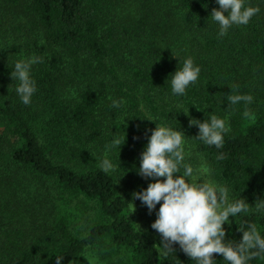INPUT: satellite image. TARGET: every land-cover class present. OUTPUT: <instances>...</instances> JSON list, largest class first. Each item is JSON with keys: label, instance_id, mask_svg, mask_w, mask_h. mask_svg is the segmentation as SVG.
I'll list each match as a JSON object with an SVG mask.
<instances>
[{"label": "trees", "instance_id": "1", "mask_svg": "<svg viewBox=\"0 0 264 264\" xmlns=\"http://www.w3.org/2000/svg\"><path fill=\"white\" fill-rule=\"evenodd\" d=\"M245 6L260 12L220 37L216 0H0V264H74L89 250L104 264H197L179 244L164 256L151 228L160 205L143 225L130 205L156 182L138 172L157 125L185 133L194 176L204 168L229 203L250 205L229 217L224 242L242 241L249 224L264 238V0ZM31 57L42 62L24 105L11 73ZM189 57L201 72L178 96L172 75ZM230 94L254 99L232 105ZM212 115L230 127L219 149L189 127Z\"/></svg>", "mask_w": 264, "mask_h": 264}, {"label": "clouds", "instance_id": "2", "mask_svg": "<svg viewBox=\"0 0 264 264\" xmlns=\"http://www.w3.org/2000/svg\"><path fill=\"white\" fill-rule=\"evenodd\" d=\"M219 10L213 9L211 18L220 26L218 35H227L233 25H248L251 18L259 14V7L245 6V0H216ZM227 12L226 16L224 13ZM42 62L40 58L31 57L16 62L11 77L19 81L16 88L22 103L29 105L31 98L37 91L36 83L31 79L32 65ZM201 69L194 65L191 57L187 58L182 68L172 75L171 87L175 95L183 96L189 85L199 79ZM251 95H228L227 100L235 105L241 101L246 104L253 102ZM122 102L113 101V107H120ZM189 114V109L184 113ZM245 117L250 115L246 110ZM157 125V124H156ZM198 126L199 134L194 139L217 149L223 147L224 134L230 131L225 119L212 115L210 120L190 118L189 127ZM188 139L183 131L168 126L157 125L148 140V144L141 155L138 174L144 178H154L146 190L133 193V203L139 199L149 213L160 205L157 219L151 225L161 236V247L164 256L174 252L173 245L179 244L180 249L197 264H215L213 254H220L228 264H248L254 258L264 259V238L260 235L255 224H249L243 233L242 241L225 243L226 231L224 225L230 224L229 217H236L240 213H248L250 205L244 199H237L229 203L227 187L215 182H198L194 177V169L185 160L184 145ZM193 139V138H192ZM126 139H114L113 145L120 147ZM225 158L221 153L218 160ZM120 167V164H119ZM184 168L183 175L180 173ZM101 168L105 173L115 171L117 165L104 159ZM159 178H165L160 180ZM162 202V203H161ZM256 210H264V200L256 202ZM63 256H57L56 264H61Z\"/></svg>", "mask_w": 264, "mask_h": 264}, {"label": "rangeland", "instance_id": "3", "mask_svg": "<svg viewBox=\"0 0 264 264\" xmlns=\"http://www.w3.org/2000/svg\"><path fill=\"white\" fill-rule=\"evenodd\" d=\"M185 149V155L187 156L189 154V151L187 150V145H184ZM206 170L202 167H200L198 170H196L195 178L199 180L198 182H209L208 178L205 176ZM135 205V212L137 216V221L140 225H143L145 222H147L150 218L149 210L148 208L142 204V202L137 199L134 201ZM74 264H104L103 261H101L97 254L94 251H87L84 253V255L78 259Z\"/></svg>", "mask_w": 264, "mask_h": 264}]
</instances>
